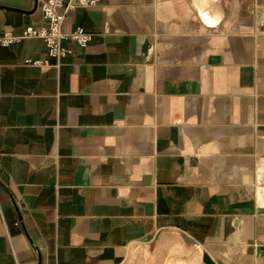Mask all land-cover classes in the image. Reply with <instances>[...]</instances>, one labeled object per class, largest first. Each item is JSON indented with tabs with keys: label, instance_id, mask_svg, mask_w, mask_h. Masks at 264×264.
<instances>
[{
	"label": "crops",
	"instance_id": "obj_1",
	"mask_svg": "<svg viewBox=\"0 0 264 264\" xmlns=\"http://www.w3.org/2000/svg\"><path fill=\"white\" fill-rule=\"evenodd\" d=\"M91 35L49 65L0 44V264H123L173 235L264 264V0L63 1ZM0 0V36L43 24Z\"/></svg>",
	"mask_w": 264,
	"mask_h": 264
},
{
	"label": "built area",
	"instance_id": "obj_2",
	"mask_svg": "<svg viewBox=\"0 0 264 264\" xmlns=\"http://www.w3.org/2000/svg\"><path fill=\"white\" fill-rule=\"evenodd\" d=\"M64 0H37L41 11L43 24L39 26L29 25L25 27L20 36H14L10 31H4L0 36L1 45H10L19 42L24 37L41 38L46 45L47 58L44 60L26 59L25 63L32 65H49V60H55L56 65L60 58L70 54L71 48L65 43H74L80 48H85L91 40V35L82 27L76 26L73 30L65 32L62 30L64 13L58 12ZM76 2L82 6L96 5L97 0H67Z\"/></svg>",
	"mask_w": 264,
	"mask_h": 264
},
{
	"label": "rangeland",
	"instance_id": "obj_3",
	"mask_svg": "<svg viewBox=\"0 0 264 264\" xmlns=\"http://www.w3.org/2000/svg\"><path fill=\"white\" fill-rule=\"evenodd\" d=\"M123 264H199L195 250L179 243L173 235L133 248Z\"/></svg>",
	"mask_w": 264,
	"mask_h": 264
}]
</instances>
